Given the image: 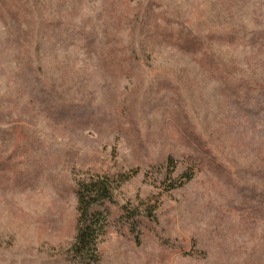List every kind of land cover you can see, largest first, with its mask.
Here are the masks:
<instances>
[{"label":"rangeland","instance_id":"obj_1","mask_svg":"<svg viewBox=\"0 0 264 264\" xmlns=\"http://www.w3.org/2000/svg\"><path fill=\"white\" fill-rule=\"evenodd\" d=\"M100 176L87 264H264V0H0V264H82Z\"/></svg>","mask_w":264,"mask_h":264},{"label":"trees","instance_id":"obj_2","mask_svg":"<svg viewBox=\"0 0 264 264\" xmlns=\"http://www.w3.org/2000/svg\"><path fill=\"white\" fill-rule=\"evenodd\" d=\"M114 180L108 176L96 177L86 183H82L75 190L77 198L78 227L73 245L74 258L82 264L98 262L96 246L99 237L104 233L107 224L116 219L121 221L125 214L112 211V191ZM133 218V215H130ZM138 231L145 233L148 222L137 219Z\"/></svg>","mask_w":264,"mask_h":264}]
</instances>
